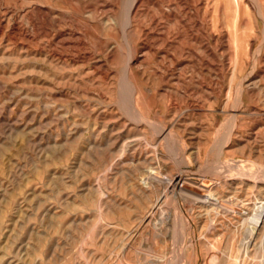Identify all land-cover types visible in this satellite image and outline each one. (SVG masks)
Segmentation results:
<instances>
[{
    "label": "rangeland",
    "instance_id": "rangeland-1",
    "mask_svg": "<svg viewBox=\"0 0 264 264\" xmlns=\"http://www.w3.org/2000/svg\"><path fill=\"white\" fill-rule=\"evenodd\" d=\"M241 1L0 0V264L234 263L239 220L166 184L264 211V0Z\"/></svg>",
    "mask_w": 264,
    "mask_h": 264
},
{
    "label": "bare ground",
    "instance_id": "bare-ground-1",
    "mask_svg": "<svg viewBox=\"0 0 264 264\" xmlns=\"http://www.w3.org/2000/svg\"><path fill=\"white\" fill-rule=\"evenodd\" d=\"M135 1L136 0H131L130 6L128 8V12L129 11L131 12V8L134 5ZM236 1H237L238 11L241 12V9L243 8L242 1L241 0H236ZM222 2H224L225 5H228L230 0H216V4H221ZM256 2L258 1L256 0ZM257 5L258 3H256L255 7H257ZM256 11H258V9ZM219 166L224 169L233 171V174H232L233 177H231L230 180L234 179V176H235L236 179H240V178L247 179L249 183H252L253 185H255L256 182H258V176L256 175V173L253 172L251 169L243 167V165H239L233 162H228V163H220ZM156 174L157 173L155 172H150L147 178H152V179L157 180L159 179V176ZM200 175H201V171L191 172L189 170L186 171V169L181 170L178 173H175L170 177L169 181L166 184V189L168 190L170 189V191H172V193H174L175 196L185 197L189 202L190 208H194L196 205H199L200 207H203L208 210L213 209L217 212V214H229V215L236 217L237 220H239L240 222L239 224L243 226L244 228V236L240 238V241L238 243V246H237L238 252L236 256L234 257L233 264H241L240 257H241L242 252H244L246 255H249V256L253 255V248L256 242L258 226L260 225V223L261 224L264 223V211L263 213L260 214L258 212V207H255V204H251V203L250 205L252 206L250 208L243 209L241 207V204L235 200L234 195H230V196L218 195L214 191V189L217 186L216 184L220 182L215 183V182H210L206 180H201L199 178ZM155 208H157V205L154 204L153 209ZM176 209L177 208H175L174 210L175 212H176ZM175 212L174 214H176ZM151 213L147 214L146 217L148 218L152 216ZM177 214L176 216L174 215L175 216L174 219L178 222ZM240 215L242 216L240 217ZM185 222L187 223V226L189 227L191 231V235H190L191 245L193 246V248H197L198 247L197 245L198 236H196V233H195L196 227H197L196 222L194 221L191 215H186ZM214 223L215 222H211V224L209 225V229L214 226ZM177 250L170 251L169 256L167 257V260L169 261V263H171L172 261H174L175 258H177L178 256L176 254ZM213 259H215V255H213Z\"/></svg>",
    "mask_w": 264,
    "mask_h": 264
}]
</instances>
